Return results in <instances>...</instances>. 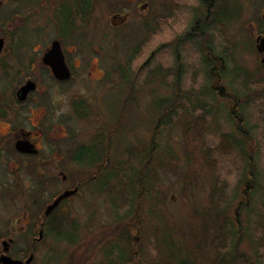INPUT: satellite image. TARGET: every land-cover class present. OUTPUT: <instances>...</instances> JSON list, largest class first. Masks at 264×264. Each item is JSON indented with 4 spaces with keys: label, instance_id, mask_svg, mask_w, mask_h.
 Segmentation results:
<instances>
[{
    "label": "rangeland",
    "instance_id": "374dc122",
    "mask_svg": "<svg viewBox=\"0 0 264 264\" xmlns=\"http://www.w3.org/2000/svg\"><path fill=\"white\" fill-rule=\"evenodd\" d=\"M186 1L188 13L183 19H188V30L190 22L198 19L206 32L200 39L193 37L197 48L192 44L195 49L188 53V64L193 67L188 77L179 80L166 70L169 67L162 66L139 80L137 68L150 53L138 52L143 26L156 24L159 16L167 17V39H173L168 16L180 9L174 0H0V35L6 49L0 55V77L11 74L7 63L13 57L17 70L22 66L31 74H48L41 62L31 70L29 63L40 61L55 38L61 41L73 70L60 87L49 76L43 77L46 94L60 91L67 100L65 130L60 132L67 165L64 172L70 179L64 188L73 187L76 180L78 165L74 166L69 159L73 152L67 150L73 141L93 143L98 138L104 149L108 133L111 139L109 163L103 159L92 169L80 167L84 173L78 179L93 171L98 177L90 188L83 187L81 195L66 201L59 225H49L42 239L33 242L17 223L14 256L32 252L33 264H264V147L259 146L264 125L259 115L252 118L253 145L250 138L233 131L243 140L242 149L252 151L261 176L251 194L254 208L241 207L248 179L237 178L233 170L228 174L232 176L219 175L211 158L219 131L232 129L225 113L231 103L217 94L216 100L207 97V80L199 72L195 52L207 50L206 44L218 46L220 52L230 49V64L240 65L246 82L264 81V68L255 51V36L264 34V0ZM143 2H148L147 8L143 9ZM133 7L135 14L130 13L123 23L112 18ZM66 8L69 15L61 18ZM186 30L180 28L177 35ZM225 73L222 85L232 93L230 83L237 75L234 69ZM16 75L22 78L21 73ZM78 93L93 101L88 115L77 110ZM128 95L132 97L126 103ZM262 95L256 100V104L262 101L261 108ZM43 131L46 135L50 130L44 127ZM50 133L57 137L56 132ZM34 165L32 159L17 173L18 217H24V209L42 193L26 188L35 175ZM247 168L243 162L242 171ZM108 169L111 172L103 176ZM35 187L40 188V182ZM28 191L33 193L30 198ZM10 207L1 203L0 211ZM39 209L32 217L41 220L44 206ZM33 229L37 235L39 226Z\"/></svg>",
    "mask_w": 264,
    "mask_h": 264
},
{
    "label": "flooded vegetation",
    "instance_id": "af4514ba",
    "mask_svg": "<svg viewBox=\"0 0 264 264\" xmlns=\"http://www.w3.org/2000/svg\"><path fill=\"white\" fill-rule=\"evenodd\" d=\"M174 1L175 5H177V7L180 9L175 8L173 11V13H175L171 16H168L173 21L172 22L170 20L171 24H173L171 27L174 29L175 34L174 38L171 40L173 41L174 46H176L178 43L180 46L186 45L191 51L193 49L192 44L194 45V39L196 37H199L200 39L202 33L205 32V29L203 27L204 25H202V23L199 22L198 19H195L194 21L190 22L189 28H191V30H188V19H183L185 18L184 13H188V4L184 5V3L186 4L188 3V1ZM141 5L143 6V9L147 8L148 2H143ZM83 7L80 5L79 8ZM64 8L65 7L61 9ZM61 9L59 8V10ZM128 10L129 11H127V14L125 15L114 13L112 15V18L116 19V22L119 24L123 23L128 19L130 13L135 14L134 7L133 9ZM60 16L61 18L66 17L65 13L63 15L60 13ZM161 18L164 17L159 16L156 24L154 23V25L148 24L147 26H143L142 38L139 41V45H142L140 51H143L144 48H147L152 44H157L159 42V34L162 29L159 24ZM182 21L185 23V25L182 23ZM182 27H187V30L184 31L183 35H177V32L179 33V29ZM192 29L194 31H192ZM194 36L195 38H193ZM258 37L263 38L264 34L261 33L255 36V51L258 53L257 55L259 57L261 68H264V62H262L264 51L260 52L257 49V46L259 44L257 40ZM0 38L3 39V45L0 49L1 55L6 49H4L5 38L3 37V35H0ZM54 40L59 41L55 38L50 42L49 46H47L43 51L40 61L37 60L36 62H34L33 60H31L29 63V68L31 70L41 62L42 68H46L48 74H31L28 73L27 70L22 66H19V69L17 70V65L13 57L11 58L10 63H7L11 74L3 75L2 77H0V208L1 203L12 206L9 208V210L0 211V243L2 245V247L0 248V256L2 254H6L13 258L25 260L32 252H30L26 257H16L12 253V248L14 246V243L16 242V236L18 234L17 223L20 224L22 228L21 231L26 233L25 235H29L33 242H37L42 239L49 225L52 226L60 224L62 209L64 208V205H66V201L72 196L81 195L84 192L82 191L84 186L88 185V187L90 188L91 182L96 181L95 179L98 177L96 173L97 171H93V173L89 174L82 180L78 179L79 175L84 173V171H81L83 169H80V167L92 169L91 166L96 167L99 161H102L104 159L105 163L107 164L110 160L109 151L111 139L109 133L108 137L105 138L104 149L101 148L102 143L98 138L94 140L96 142L93 143L88 142V139H82L81 142H76L74 140L73 144L69 148H67L69 152H73L71 157L72 159L69 157L67 158L72 160L74 166L78 165V169L75 173L76 180H74L73 187H63L67 183V180L68 182L70 181L68 175L64 172V167L67 166L66 158H64V154H62L65 146L63 142V136L60 135V132L62 130H65L63 115L64 105L65 103H67V100L65 98V95L60 91H58L56 95L53 96H49L48 94H46L47 83L43 79V77L49 76L48 78L59 87L61 84L65 83V81L68 80V78H58L53 73L51 66L43 62V55L51 48ZM59 43L64 55L61 41H59ZM197 43L200 42L198 41ZM140 51L139 54L143 56L144 53L142 54V52ZM154 54L155 50H150L148 56L142 61L141 65L138 66L135 76L138 77L139 80H145L149 75H151V69H154L156 71L160 70V67L156 62L161 61L162 59L156 58L154 59V61H152L151 57ZM64 60L67 64L65 55ZM186 62L187 63L185 68H183L182 63H178L177 69L176 65H172L173 68L171 71L174 72L175 77H177L179 80L182 78L181 76L183 71L186 72V74H183V76L185 75L188 77V71L193 68L191 67V64H188V59L186 60ZM3 63H5L6 65V62H2V64ZM155 63L156 65H154ZM68 67L71 71L70 76H72L73 70L69 65ZM234 67V72L239 73L238 67H240V65L238 63H235ZM18 72L22 75V78L20 79H18L19 76L16 75V73ZM225 74L226 73L221 75L219 79L222 80ZM32 83L33 88L28 90L24 94L21 88L25 84H29V86H31ZM256 85L259 91H262V89L264 88V85L262 84ZM223 87H225V85H223ZM221 92L224 94H222ZM217 93L222 94V96H219V94H217V97H224L228 99L229 103H231L230 108L225 112L227 113V119L229 120V113L231 107H233V103L235 102V91L230 93L224 88V91H217ZM92 97L94 99V96ZM131 97L132 95L125 96L126 103H128V100ZM75 100L77 104V110H85L88 115L92 110L91 104L93 101L91 100V98L85 94L78 93L75 96ZM83 116L85 115L83 114ZM44 127L52 131L53 133L56 132L57 137L54 138L50 131L45 135L43 131ZM20 142L24 143L23 145L27 147L30 152H22L18 150L17 143ZM32 159H35V165L34 167H32V169H34L33 171L35 175L30 179V183L26 185V188L40 189L42 190V193L39 196L37 194L33 200V204L31 203L32 206H34V204H36V206L32 209V206L30 205L31 209H24V217H18L16 213L17 205L15 203L17 173L18 171H21L23 168H26L28 165H30ZM110 172V169L104 170L103 176L104 173L105 175H107V173ZM38 182H40V188L35 187ZM107 184L108 183L106 181L105 185ZM73 189L74 192L62 198L54 208H52L49 212H46L47 207L52 204L56 200V198H58L64 191H71ZM32 195L33 193L31 191H28V197L30 198L32 197ZM1 198H3L4 200L8 199L9 202H2ZM43 206L44 210L42 212L41 220H39L38 217H32L36 212L35 210H40L39 208H42ZM34 225L39 226L37 235L33 233V227H35Z\"/></svg>",
    "mask_w": 264,
    "mask_h": 264
},
{
    "label": "trees",
    "instance_id": "16d2710c",
    "mask_svg": "<svg viewBox=\"0 0 264 264\" xmlns=\"http://www.w3.org/2000/svg\"><path fill=\"white\" fill-rule=\"evenodd\" d=\"M83 7V6H82ZM68 9L65 12V15L67 16ZM67 24V20H66ZM160 26L162 27L161 32L159 34L162 44L157 45L152 44L151 46L144 48V54L149 53L150 50H155V54L151 57L152 61L154 59H162L161 61L156 62L160 68L162 66L169 67L166 70H172V65H177L178 63H182L183 68L186 66V60L188 59V53L190 52L188 47L186 45L181 46L179 43L174 46V43L172 40H168V36L170 34L169 30V20L167 17L161 18L160 20ZM206 32L202 33V36L204 37ZM167 36V37H166ZM157 45V46H156ZM138 50H141L142 45H138ZM195 48H197L196 45H194ZM193 46V49H195ZM207 50L199 48L195 50L197 53V67H199V72L203 74L206 77L207 87H206V95L207 97H210L211 99L216 100L217 97L215 94L217 91H224L223 85L219 77L223 75L225 72L235 69V67H232V64H230V49H226L225 51H218V46L216 45H209ZM182 47L184 49H182ZM138 51V52H139ZM216 51V52H215ZM136 54V53H135ZM156 63L154 65H156ZM237 66V65H236ZM239 68V73L235 72L237 74V77L235 76L233 80L231 81V86L233 85V90L235 91V102L233 103V107H231L230 110V117L229 121L231 123L232 129L229 132H225V129H221L218 133V137L214 139L213 145L215 146L213 150V154L211 155L212 158V165L215 168L214 170L219 172V175H228L232 173V170L234 171V176H237V178L242 179L246 177L248 180L244 183V196L243 199L240 202V206L247 205V207H251V203L253 202L251 194L255 186L259 183L260 179V173L256 168L255 162L253 160V154L252 151L249 149L248 152H245L242 143V139L237 138L233 131L241 133L244 137L250 138V144H254V140L252 137V132L255 130V126H252V118L256 115L260 116L261 124L264 125V107H260L259 104H261L262 101H260L259 104H256V100L260 99L264 93V88L262 91L258 90V87L256 84H260L264 81L259 80L260 83H253L249 84L246 82L244 77L246 76V73L242 72V68ZM238 70V69H237ZM183 74H186V72L183 71L182 78H185L186 76ZM236 78V79H235ZM239 86H235L237 82ZM264 85V84H263ZM214 87V88H213ZM222 93V92H221ZM212 94H214L213 97ZM224 94V93H222ZM222 94H219V96H222ZM210 95V96H209ZM233 96V97H234ZM210 104V103H209ZM207 103H204V106L209 105ZM264 103L262 104V106ZM205 109V108H204ZM170 114V113H169ZM171 123V122H170ZM225 132V134H224ZM263 140V143H262ZM260 140L259 146L262 144V147H264V138ZM251 145L252 149L253 146ZM245 165V169L242 171V165ZM217 169V170H216ZM231 170V171H230ZM245 173V175H244ZM232 174V175H233ZM217 175V176H219ZM228 175V176H232ZM256 183V185H255ZM254 184V185H253ZM254 208V207H251ZM233 229V226H231V230ZM238 235H239V229H238ZM71 236H73L71 234ZM124 253L122 254V257H124Z\"/></svg>",
    "mask_w": 264,
    "mask_h": 264
},
{
    "label": "water",
    "instance_id": "95a60500",
    "mask_svg": "<svg viewBox=\"0 0 264 264\" xmlns=\"http://www.w3.org/2000/svg\"><path fill=\"white\" fill-rule=\"evenodd\" d=\"M263 20H264V13L262 15ZM258 40V46L257 49L262 52L264 51V37L263 38H257ZM3 45V39L0 38V49L2 48ZM43 62L47 63L51 66L53 73L60 79H67L71 75V71L66 64L64 60V55L62 53L60 43L57 40H54L52 43L51 48L43 55ZM262 62H264V57L262 58ZM33 88V83L31 86L29 84H25L21 89L22 92L25 94L28 90ZM24 143L20 142L17 143V148L18 150L22 152H30V150L23 145ZM74 192V190L71 191H64L56 200L50 204L47 207L46 212H49L52 208L56 206V204L64 197L68 196ZM34 258V254L31 253L25 260L18 259V258H13L11 256H8L6 254H2L0 256V264H32V260Z\"/></svg>",
    "mask_w": 264,
    "mask_h": 264
}]
</instances>
